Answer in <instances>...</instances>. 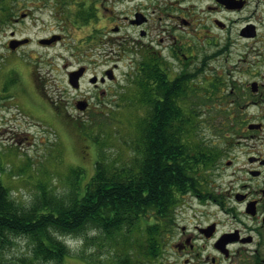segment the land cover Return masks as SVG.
Here are the masks:
<instances>
[{"label": "flooded vegetation", "instance_id": "1", "mask_svg": "<svg viewBox=\"0 0 264 264\" xmlns=\"http://www.w3.org/2000/svg\"><path fill=\"white\" fill-rule=\"evenodd\" d=\"M13 2L0 6V24L13 25L10 39H28L15 50L34 42L51 50L82 38L64 63L70 89L79 92L86 78L93 87L74 97L77 109L113 113V97L133 94L146 117H176L182 110L220 131L219 166L160 223L154 253L143 264H264V0ZM43 13L46 36L19 34ZM43 38L56 39L44 44ZM125 56L130 68L119 79ZM78 70L74 87L70 73Z\"/></svg>", "mask_w": 264, "mask_h": 264}, {"label": "rangeland", "instance_id": "2", "mask_svg": "<svg viewBox=\"0 0 264 264\" xmlns=\"http://www.w3.org/2000/svg\"><path fill=\"white\" fill-rule=\"evenodd\" d=\"M13 4V0H0V6ZM45 14L42 20H27L19 34L46 36L50 30L43 29L49 24ZM12 30L11 23L0 24V181L12 196L27 207L43 197L69 202L79 188L85 191L98 159L116 167H136L141 159L144 104L131 94L107 100L113 113L104 114L95 106L88 112L77 109L74 97L88 95L93 87L86 78L79 92L70 89L64 63L78 51L73 45L82 38L69 37L67 44L51 50L34 42L14 51L9 47ZM119 66L117 73L123 79L130 68L128 56ZM93 72L97 71L91 67ZM209 121L200 118L196 125L203 136L215 139L219 135ZM187 201L199 206L195 198ZM145 227L141 219L133 230L113 235L95 226L80 235L57 233L70 248L62 264H116L129 255L143 261L149 237ZM31 245L26 237H13L7 252L16 258L28 253Z\"/></svg>", "mask_w": 264, "mask_h": 264}, {"label": "trees", "instance_id": "3", "mask_svg": "<svg viewBox=\"0 0 264 264\" xmlns=\"http://www.w3.org/2000/svg\"><path fill=\"white\" fill-rule=\"evenodd\" d=\"M138 79L141 88L143 78ZM180 112L176 117L171 112L145 117L137 166L116 167L98 159L85 191L79 188L69 202L43 197L27 207L0 181V264H62L70 248L57 233L80 235L95 226L113 235L133 230L141 219L149 235L144 257L153 254L151 240L157 238L160 223L173 215L184 193L199 192V180L219 166V141L200 133L198 118ZM19 236L32 245L28 253L14 258L7 249ZM117 262L143 264L134 255Z\"/></svg>", "mask_w": 264, "mask_h": 264}, {"label": "water", "instance_id": "4", "mask_svg": "<svg viewBox=\"0 0 264 264\" xmlns=\"http://www.w3.org/2000/svg\"><path fill=\"white\" fill-rule=\"evenodd\" d=\"M56 38H50V39H42L41 40V43H44V44H46V43H50V42H52V41H54ZM28 41V39H12L11 41H10V47L14 50V49H16L19 45H21V44H24V43H26ZM82 75V70H78V71H73V72H71L70 73V81H71V83H72V85L74 86V87H78L79 86V78H80V76ZM92 81H96V79L95 78H93L92 79ZM80 108L81 109H84L85 108V106H83V104H81L80 105Z\"/></svg>", "mask_w": 264, "mask_h": 264}]
</instances>
